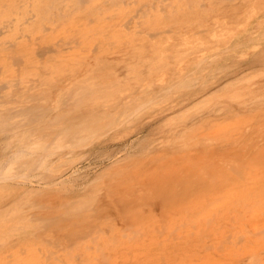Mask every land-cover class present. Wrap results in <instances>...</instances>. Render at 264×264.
<instances>
[{"label": "bare ground", "instance_id": "1", "mask_svg": "<svg viewBox=\"0 0 264 264\" xmlns=\"http://www.w3.org/2000/svg\"><path fill=\"white\" fill-rule=\"evenodd\" d=\"M0 264H264V0H0Z\"/></svg>", "mask_w": 264, "mask_h": 264}]
</instances>
